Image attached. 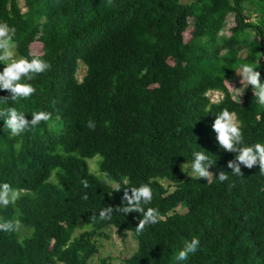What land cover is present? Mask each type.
<instances>
[{
	"label": "trees",
	"instance_id": "trees-1",
	"mask_svg": "<svg viewBox=\"0 0 264 264\" xmlns=\"http://www.w3.org/2000/svg\"><path fill=\"white\" fill-rule=\"evenodd\" d=\"M24 1L25 11L19 0H0V24L15 29L20 57L49 68L27 81L35 88L28 98L13 101L0 90V109L16 107L29 120L46 111L49 119L19 135L0 120V184L21 192L0 206V222L31 229L22 239L18 228L0 231V264H90L109 227L137 239L124 264H264V175L258 164L233 175L227 162L234 154L219 148L211 129L215 113L227 108L245 144L264 142V106L252 86L242 100L227 86L243 64L257 65L264 80V0H249L259 7L257 21L244 13L246 0ZM230 13L235 25L222 35ZM213 90L224 94L218 102L210 100ZM194 151L215 161L207 182L181 171ZM94 158L105 177L91 171ZM220 170L223 182L215 177ZM124 180L148 184L153 197L144 207L159 213L139 234L141 214L117 211ZM108 206L111 218L100 220ZM192 237L198 251L175 262Z\"/></svg>",
	"mask_w": 264,
	"mask_h": 264
},
{
	"label": "clouds",
	"instance_id": "clouds-1",
	"mask_svg": "<svg viewBox=\"0 0 264 264\" xmlns=\"http://www.w3.org/2000/svg\"><path fill=\"white\" fill-rule=\"evenodd\" d=\"M15 33L13 27L7 24H0V62L4 63V67L0 70V90H7L15 101L20 98H28L34 92L35 88L30 81L34 74H39L49 68L47 61L32 57L15 58L14 44L12 36ZM31 56V53H29ZM257 65L243 64L236 68V72L241 77L243 87L252 86V92L256 102L264 106V80L260 78V72L256 70ZM242 88H237L241 92ZM215 113V112H214ZM49 113L46 111H35L31 113V119L26 118L23 111L17 110L16 107H6L0 109V120L4 121V130H10L11 135H19L29 127L37 126L41 121H47ZM88 128H94L95 123L91 120L87 122ZM211 129L215 133V141L220 149L231 152L234 158L228 160L227 168L235 176H242V167L251 169L254 165H259V172L264 175V142H256L253 144H245L243 140L242 131L239 121L234 112L227 108L222 109L219 113H215V118L211 123ZM213 161L206 151L192 152V159L187 160L181 165V171L186 173L191 179L205 180L206 182L213 175L210 167L213 166ZM215 177L218 181H225L228 176L224 171L220 170ZM125 185L122 203L117 208L118 212L124 214L130 212H139L141 218L136 226V232L139 234L146 225H154L159 220V213L153 207L144 206L149 204L152 200V189L148 184H140L136 187L127 186V181L124 180ZM83 186L88 187L87 182ZM122 187L119 184L113 185L112 190L119 191ZM111 195V192H109ZM19 196V192L13 189L8 183L0 184V205L7 206L14 203ZM83 199L87 200L88 196L85 194ZM111 206L104 207L99 211V219H110L113 214ZM19 226L18 221L10 220L0 222V231H15ZM200 246V241L196 237L190 240H185L183 246L176 253L175 262H184L189 259L191 254H195Z\"/></svg>",
	"mask_w": 264,
	"mask_h": 264
},
{
	"label": "rangeland",
	"instance_id": "rangeland-1",
	"mask_svg": "<svg viewBox=\"0 0 264 264\" xmlns=\"http://www.w3.org/2000/svg\"><path fill=\"white\" fill-rule=\"evenodd\" d=\"M24 2H25L24 0H19L20 5L21 6L23 5V11H25L26 9V7H24V4H25ZM258 8L259 7L254 2H251L249 0H246L244 2V13L248 16L250 20H254V21L259 20L260 11ZM190 22L192 23L193 20L190 19ZM234 25H235V15L233 13H230L227 16L225 23L220 31L221 34L222 35L231 34L230 30ZM13 44H14L15 58H20V56L18 55L16 51L15 43ZM40 48H41V43L39 42L35 43L33 47L34 51H39ZM261 62L262 61H260V63ZM85 73H86V66L81 62L77 70V77L79 79H82ZM227 86L232 96L238 100L243 99L246 89L248 87V86L243 87L241 83V77L238 73H236V75L234 76L232 80L227 81ZM242 87H243L242 92L239 89H237V88H242ZM208 95L210 97L211 102H218L220 99H222L224 94L221 91L213 90V91H209ZM97 161H98L97 158L89 160L90 169L97 175H100L101 177H105L104 174H102L99 171ZM164 184L167 185L168 182L164 181ZM168 187L170 190L174 189V187L170 185ZM18 192L19 194L21 193L20 191ZM178 210H180L181 212H184L186 211V208L184 206H180L178 207ZM85 229H88V226H83L81 228H78L75 232V235L80 234ZM18 232H19L20 239H22L25 236L31 234V229L24 227L22 224L19 223ZM106 232H107L106 233L107 236L103 235L97 238L96 244L98 245L99 250L93 257V259L91 260L90 264H100V261L104 258L109 259L112 262V264H124L125 259L127 257H130L138 247V242H137L135 235L131 232H127L126 234H123V231H119L115 227H109L108 229H106Z\"/></svg>",
	"mask_w": 264,
	"mask_h": 264
}]
</instances>
